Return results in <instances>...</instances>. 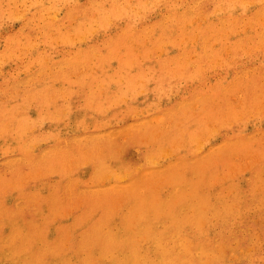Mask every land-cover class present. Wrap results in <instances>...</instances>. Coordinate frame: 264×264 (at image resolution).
<instances>
[{
	"label": "rangeland",
	"instance_id": "obj_1",
	"mask_svg": "<svg viewBox=\"0 0 264 264\" xmlns=\"http://www.w3.org/2000/svg\"><path fill=\"white\" fill-rule=\"evenodd\" d=\"M56 1L0 0V264H31L24 252L31 241L36 248L51 250L56 243L47 240L53 238L65 244L60 246L62 254L76 264L81 256L76 238L85 221L86 229L95 223L91 209L107 215L113 234L130 209L142 214L138 200L154 210L168 206L167 217L153 224L159 229L168 225V215L183 201L194 205L184 210L192 217L194 210L206 213L207 205L218 200V209L225 204L232 214L229 229L224 227L228 231L213 235L212 218L208 243L188 244L187 251L197 257L200 248L214 254L222 247L225 258L217 264H264V0H117L115 9L121 10L111 14L108 23L100 29V23L92 21L80 32L81 13L95 4L109 11L110 1ZM165 28L160 36L144 37L148 29ZM109 54L104 65L98 62L99 56ZM121 60L126 66L119 65ZM36 89L42 97L55 99L57 120L53 109L28 99ZM89 92L97 105L88 101ZM7 113L27 122L20 132H13ZM104 140H114L116 151L121 149L126 157L121 181L114 174L102 181L95 178L86 147ZM155 151L159 156L150 161ZM47 155L56 169L34 171L35 164L45 166ZM126 224L135 230L134 222ZM57 229L63 232L60 239ZM21 230H28L30 237ZM11 235L24 252L14 263L8 248ZM147 246L153 263L155 250Z\"/></svg>",
	"mask_w": 264,
	"mask_h": 264
},
{
	"label": "bare ground",
	"instance_id": "obj_2",
	"mask_svg": "<svg viewBox=\"0 0 264 264\" xmlns=\"http://www.w3.org/2000/svg\"><path fill=\"white\" fill-rule=\"evenodd\" d=\"M57 1H60V0H57ZM56 1V2H57ZM110 1V5H111V9L109 11H104L102 8H103V5H101V7L97 4L94 5V7L91 9V10H87L83 13H81V19L79 20V23L77 25V31L80 32L82 31L81 29L86 25H89L92 21L94 22H99V26L100 25H104L106 23H108V19L110 18L109 16L111 14H116V13H119V11L121 10L120 9H115V6L117 5V0H109ZM260 1V0H259ZM258 1V2H259ZM73 2H76L75 0ZM156 2V1H155ZM160 2V1H159ZM232 2V1H231ZM236 2V1H235ZM242 2V1H241ZM66 3V2H65ZM63 3V5L65 4ZM123 3V2H122ZM229 3V2H228ZM240 4V2H238ZM73 4V3H72ZM146 4V3H145ZM232 4V3H231ZM243 4V2H242ZM56 5V3H55ZM69 5V3H68ZM71 5V4H70ZM238 5V4H237ZM120 6V5H119ZM134 6V5H133ZM222 6V5H221ZM181 7V6H180ZM55 8V7H54ZM134 8V7H133ZM220 8V7H219ZM237 8V7H236ZM136 9V8H135ZM245 9V7H244ZM145 10V9H144ZM154 10V9H153ZM235 10V9H234ZM233 10V11H234ZM241 10V9H240ZM42 11V10H41ZM44 11V10H43ZM123 11V10H122ZM126 11V10H125ZM124 11V12H125ZM16 12V11H15ZM14 12V13H15ZM127 12V11H126ZM133 12V11H132ZM131 12V13H132ZM135 12V10H134ZM144 12V11H143ZM227 12V11H226ZM232 12V11H231ZM24 13V12H23ZM55 13V12H54ZM229 13V11H228ZM137 14H138V11H137ZM94 15V16H93ZM126 14L124 13V16ZM113 16V15H112ZM111 16V17H112ZM121 16V15H120ZM128 16V15H127ZM150 16V15H149ZM240 16V15H239ZM126 17V16H125ZM113 18V17H112ZM115 18V16H114ZM127 18V17H126ZM140 18V16H139ZM111 19V18H110ZM145 20V18H143ZM147 19V18H146ZM140 20V19H139ZM124 21V20H123ZM149 21V20H148ZM169 18H168V21H165V22H169ZM180 22V21H179ZM131 23V22H130ZM192 23V22H191ZM186 25V24H185ZM95 27V26H94ZM108 27V26H107ZM101 29V26L99 27ZM167 28L165 29H158V30H154V31H151V30H147L146 33H144V37L148 36L150 33H152L153 35L155 33H157V36H160L162 35L163 33L167 32L166 31ZM87 32V31H86ZM52 33V32H51ZM105 33V32H104ZM54 34V33H53ZM57 34V33H56ZM81 35V34H80ZM167 35H164V37H166ZM208 37V36H207ZM125 39V38H124ZM69 41V40H68ZM214 41V40H213ZM126 42V41H125ZM31 44V43H30ZM161 45V44H160ZM126 46V45H125ZM153 46H157V43H154ZM20 47V46H19ZM129 47V46H128ZM162 47V46H161ZM186 47V46H185ZM251 48V47H250ZM204 49V48H203ZM259 50V49H258ZM113 49H111L109 52H111V54L113 53ZM241 52V51H240ZM248 54V53H247ZM254 54V53H252ZM82 56V55H81ZM80 58V57H79ZM110 54L109 55H104V57L102 56H99L98 57V62L101 63V64H105L106 62H108L110 60ZM122 60L120 61L119 65H123V66H126L125 63H121ZM127 62V61H126ZM2 65V64H1ZM263 66V65H262ZM64 68V67H63ZM92 68V67H91ZM129 68V67H128ZM89 69V68H88ZM87 70V69H85ZM81 72V71H79ZM128 72V71H127ZM139 72V71H138ZM67 73V72H66ZM65 73V74H66ZM133 74V73H132ZM136 76V75H135ZM130 77H134L130 75ZM139 77V76H138ZM146 77V76H145ZM107 78V77H106ZM42 80V79H41ZM61 80V79H60ZM129 80V79H128ZM133 80V79H132ZM261 82V81H260ZM31 83V82H30ZM100 83V82H99ZM130 83V81H129ZM102 84V83H101ZM105 84V83H104ZM128 84V82H127ZM32 85V84H31ZM130 86V85H128ZM263 86V85H262ZM126 88V87H125ZM31 92V91H30ZM63 92V91H62ZM95 92V91H94ZM116 92V91H115ZM114 92V94H115ZM119 93V91H118ZM252 93V92H251ZM27 94V93H26ZM123 94V93H121ZM88 101L91 103V104H94V105H97V101H95V98H94V95L92 92H89L88 94ZM120 97V96H119ZM122 97V96H121ZM239 97V96H238ZM27 98V97H26ZM55 98V97H54ZM232 98V97H231ZM253 98V97H252ZM251 98V99H252ZM32 102L36 103L37 106H41V108L43 106L47 107L48 110H51L53 109V118L54 119H58V115L56 114V110L55 109V99H53V97L49 98H44L42 97L41 95V92L36 89V91L32 92L30 95H29V98ZM125 99V98H123ZM87 100V99H86ZM121 100V99H120ZM122 101V100H121ZM249 101V100H248ZM119 102V101H117ZM250 102V101H249ZM26 103V102H25ZM251 103H252V100H251ZM253 104V103H252ZM89 105V104H88ZM10 106V105H9ZM91 106V105H90ZM247 106V105H246ZM18 107V106H17ZM16 107V108H17ZM228 106H226L227 108ZM249 107V106H248ZM46 108V109H47ZM95 108V107H94ZM225 108V107H224ZM100 109V107H99ZM251 109V107H250ZM38 110H43V109H38ZM47 110V113L50 114L52 113V111H48ZM59 110V108H58ZM88 110V109H87ZM101 110V109H100ZM99 110V111H100ZM228 110V109H227ZM234 108H233V111L232 113L234 112ZM246 110H247V107H246ZM256 110V109H255ZM254 112H257L255 111ZM8 111V110H7ZM98 111V112H99ZM93 112L96 113L95 110H93ZM97 112V113H98ZM101 112V111H100ZM100 112L98 115H100ZM228 112V111H227ZM237 112V111H236ZM247 112V111H246ZM65 113V112H64ZM224 113V112H222ZM230 113V115L232 114ZM8 114V113H7ZM185 114V113H184ZM236 114V113H235ZM233 114V116L235 115ZM9 115V114H8ZM37 115V114H36ZM102 115V114H101ZM240 115V114H239ZM250 115V114H249ZM248 115V116H249ZM208 117V116H206ZM9 118L12 122V130L13 132L16 131V132H20L23 128L24 125L27 124V122L25 121H22V120H17V119H13L12 118V115H9ZM36 118V117H35ZM42 118V117H41ZM159 118V117H158ZM157 118V119H158ZM201 118V117H200ZM214 118V117H213ZM212 118V119H213ZM246 118V117H245ZM5 119V118H4ZM30 119V118H29ZM34 119V118H33ZM239 120V118H237ZM161 120V119H160ZM159 120V121H160ZM225 120V119H223ZM36 121V120H35ZM214 121V120H213ZM212 122V121H211ZM233 123L234 122V119L232 120ZM1 123V122H0ZM35 123V122H33ZM37 123V121H36ZM158 123V122H157ZM215 123V121L213 122ZM229 123V122H228ZM216 124V123H215ZM222 124V123H221ZM230 124V123H229ZM203 125V124H202ZM226 125V124H225ZM224 125V126H225ZM231 125V124H230ZM166 126V125H164ZM200 126V125H199ZM198 126V127H199ZM220 126V125H218ZM222 126V125H221ZM227 126V125H226ZM234 126V124H233ZM6 127V126H5ZM25 127V126H24ZM223 127V126H222ZM232 126H230L231 128ZM236 127V126H235ZM203 128H204V125H203ZM207 128V127H206ZM220 128V127H219ZM233 128V127H232ZM231 128V129H232ZM32 130V129H31ZM199 130V129H198ZM201 130L202 127H201ZM3 131V130H2ZM33 131V130H32ZM233 131V129H232ZM168 131H163L162 132V135H164L163 137V140H162V147L163 148H166V144H165V141H167V137H168V134L166 133ZM235 132V131H234ZM198 133H200V130L198 131ZM233 134V133H232ZM241 133H238L236 134L239 135ZM9 135V134H7ZM131 136V134H129ZM242 135V134H241ZM229 136V135H228ZM235 136V135H234ZM39 137V136H38ZM33 138V136L31 137ZM187 138V137H186ZM228 139V137H226ZM232 138V137H231ZM246 138V137H245ZM12 139V138H11ZM103 139V138H102ZM124 140V139H123ZM37 141V140H36ZM235 141V140H234ZM35 142V141H34ZM90 142V141H89ZM97 142V141H96ZM242 142V141H241ZM199 143V142H198ZM204 143V142H202ZM34 145V143H33ZM84 145V144H83ZM89 145V144H88ZM16 146H18L16 144ZM202 146V145H201ZM21 147V146H20ZM29 147V146H28ZM196 147V146H195ZM87 148V151H90L88 153V161L89 163L93 166L94 168V175H95V178L98 180V181H102L104 180V178L106 177H110V175L114 174L115 176L119 177L120 181H121V177L126 174V170H127V163H126V157L125 155H122L123 154V151L120 149V151H116V149L114 148V140H112L111 142L109 141H99L97 143H94L92 144V146L90 147H86ZM172 148V147H171ZM200 148V147H199ZM202 148V147H201ZM20 149V152L21 153V148ZM18 149V150H19ZM28 150V148H27ZM25 151V150H24ZM199 151V150H198ZM12 152V151H11ZM258 153V151H256ZM10 153V152H9ZM158 151H155V152H151L149 154V160L152 161V160H155L157 159L159 156L158 154ZM160 153V151H159ZM191 154V153H190ZM255 154V153H254ZM263 154V153H262ZM85 155V154H84ZM51 156V155H50ZM47 155V159H45V163H44V167H42L41 165H33V170L34 171H38V170H50L51 171L53 169H56L55 167H51V164L52 162L50 161V158L53 156V157H57L56 153L52 154V156L50 157ZM148 156V155H147ZM162 156V155H161ZM203 156V155H202ZM263 156V155H262ZM220 157V155L218 156ZM59 158V157H58ZM71 158V157H70ZM263 158V157H262ZM261 158V160H262ZM259 159V158H258ZM257 159V160H258ZM160 160V158H159ZM164 160V159H163ZM55 162H57V160H54ZM79 161V160H78ZM147 162V161H146ZM145 162V163H146ZM224 162V161H223ZM263 162V161H261ZM261 162L259 164H261ZM155 163V162H153ZM264 163V162H263ZM38 164V162H37ZM140 164V163H139ZM81 165V163H80ZM82 165H84L82 163ZM81 165V166H82ZM258 165V164H257ZM264 165V164H263ZM130 166V165H129ZM220 166V165H219ZM237 166V165H236ZM71 167V166H70ZM224 167V165H223ZM233 167V166H232ZM136 168V167H135ZM221 168V167H220ZM139 169V168H138ZM162 169V168H160ZM222 169V168H221ZM229 169V168H228ZM235 169V168H234ZM131 170V169H130ZM159 170V169H158ZM134 171V170H133ZM151 171V170H150ZM220 171V170H219ZM228 172V171H227ZM240 172V171H239ZM128 173V172H127ZM186 173V172H185ZM231 173V172H230ZM65 174V173H64ZM166 174V173H165ZM187 174V173H186ZM190 174V173H189ZM218 174V173H217ZM225 174V173H224ZM237 174V172H236ZM29 175V174H28ZM183 175V174H182ZM209 175V174H208ZM221 175V174H220ZM226 175V174H225ZM239 175V174H238ZM38 176V174H37ZM46 176V175H45ZM126 176V175H125ZM217 176V175H216ZM22 177V175H21ZM115 177V178H117ZM222 177H224L222 175ZM156 178V177H155ZM163 178V177H162ZM161 178V179H162ZM252 179L254 177H251ZM29 179V178H28ZM157 179V178H156ZM160 179V178H159ZM230 180L232 178H229ZM251 180V179H250ZM192 183V182H191ZM232 183V182H230ZM253 183V182H252ZM210 184V183H208ZM215 184V183H214ZM228 184V183H227ZM253 185V184H252ZM15 187V185H14ZM245 187V185H244ZM225 188V187H224ZM223 188V189H224ZM253 188V187H252ZM251 188V189H252ZM15 189H17L15 187ZM210 189V188H209ZM222 189V188H221ZM225 189H228V188H225ZM251 189L249 191H251ZM13 190V189H12ZM223 191V190H222ZM204 192V191H203ZM224 192V191H223ZM222 192V193H223ZM258 192V191H257ZM29 193V192H28ZM129 193V192H127ZM244 193V192H243ZM247 193V192H246ZM18 194V193H17ZM216 194V193H215ZM235 194V193H234ZM250 194V193H249ZM31 195V194H30ZM117 195V194H116ZM193 197H197L198 196V190H195L194 193L192 194ZM224 195V194H223ZM264 195V193H263ZM62 196V195H61ZM97 196V195H96ZM129 196V195H128ZM261 196V195H260ZM220 197V196H219ZM258 197V195H257ZM193 198V201H195ZM238 198V196L236 197V199ZM264 198V196H263ZM234 199V198H233ZM124 200V199H123ZM215 200V199H214ZM28 201V200H27ZM261 201H264L261 199ZM122 202V201H121ZM184 202V201H183ZM181 203V204H178V211L175 212V213H170L168 215V225L164 226L162 229H159V228H154V222L156 220H160L162 217L163 219L167 217V215L165 214L166 212H168L169 208L168 206L165 207L164 209L162 208H159V209H155L154 210V207H146L148 206L146 204L145 201H142V200H138L137 201V206H142V209L140 212H142L141 215L139 216H136L135 212L132 211V209H130L128 211V213L126 214V216L122 215L121 218L119 219V227H120V231L118 232H115V233H110V231H108L109 229V226L107 224V218L105 216V213H103L105 216L101 215L100 216V211H98V209H91V217L94 218V221L95 223L90 226L88 229H86L88 226H89V222L85 221L84 222V226H85V229H82V234L81 236H78L76 239H79L74 243L72 241V244L74 243L76 249H78V252L77 254H80L81 256L79 257L78 256V260L76 262V264H112L111 261L113 262V264H217L219 263L220 261H224L223 258H225V253L223 251V248L221 247V249H219L220 251H217L216 250L214 251V254H208V248L209 247H206L208 250L206 249H202L200 248L199 251H197V254H199L197 257L191 255V253L189 251H187V245L188 244H192L193 246H201L200 244H202L201 242H205V243H208V240H206L205 238L207 237L206 235H209V230L210 229H207L211 226V219L214 218L216 220V226L213 227L211 230L213 232V235H216L219 236L221 231L224 229V227H227L226 224H229L231 223V211L228 209L227 205L225 204H222L223 205V208L222 209H218L217 207V204H218V200H216L214 203H210L209 205H207L206 209H208V211L206 213H203L199 210H194V213H193V216L192 217H186L184 215V210L186 209V207H190L192 206L191 203H189L187 205V203ZM230 202V201H229ZM259 202V201H258ZM257 202V203H258ZM260 203V202H259ZM187 205V206H186ZM197 205V204H196ZM258 205V204H257ZM92 207V204L90 205ZM88 206V207H90ZM235 205H233V208H234ZM256 206V205H255ZM87 207V209H88ZM146 207V208H145ZM197 207V206H196ZM221 207V206H220ZM246 207V206H245ZM260 207L262 208V206L260 205ZM32 208V207H31ZM101 208V207H99ZM191 208H195L194 205L191 207ZM260 208V209H261ZM34 209H37V208H34ZM90 209V208H89ZM102 209V208H101ZM100 209V210H101ZM108 209V208H107ZM259 209V208H258ZM103 210V209H102ZM101 210V211H102ZM237 210V209H236ZM254 210H257L256 207ZM252 210V211H254ZM90 211V210H89ZM108 211V210H107ZM106 211V212H107ZM245 211V210H244ZM248 211V210H247ZM34 212V211H33ZM110 212V211H109ZM242 214V210L240 212ZM36 214V213H35ZM57 214V213H56ZM250 214V213H249ZM25 215V214H24ZM40 215V214H38ZM65 215V214H64ZM117 215V214H116ZM115 215V216H116ZM247 215V214H246ZM27 216V215H26ZM26 216H25V220H26ZM33 216V215H32ZM114 216V217H115ZM53 217V216H52ZM113 216H111L110 218H112ZM181 217V218H180ZM245 217V216H244ZM249 217V216H248ZM251 217V216H250ZM261 217V216H259ZM258 217V218H259ZM23 218V217H22ZM36 218V217H35ZM40 218V217H39ZM236 218V217H235ZM238 218V217H237ZM236 218V219H237ZM257 218V219H258ZM21 220V219H20ZM55 220V219H54ZM23 221V219L21 220ZM32 221V220H31ZM30 221V222H31ZM41 221V220H39ZM163 221V220H162ZM246 221H248L246 219ZM260 221V219H259ZM8 222V221H7ZM15 223L18 221H14ZM43 222H46V221H43ZM41 222V223H43ZM126 222H134L135 225H136V228L135 230L133 229H130ZM176 222H180L182 224L180 225H176ZM234 221H232L233 223ZM235 222H238V221H235ZM240 222V221H239ZM249 222V221H248ZM257 222V221H256ZM9 223V222H8ZM7 223V224H8ZM24 223V222H23ZM29 223V222H28ZM33 223V222H31ZM40 223V222H39ZM39 223H36L37 226H39ZM40 223V224H41ZM93 223V222H92ZM246 223V222H245ZM244 223V224H245ZM117 224V223H116ZM167 224V223H166ZM10 225V224H8ZM17 225V224H15ZM30 225V224H28ZM35 225V223H34ZM35 225V227H36ZM241 225V223H240ZM238 225V226H240ZM255 225V224H254ZM254 225L253 226V229L254 228ZM230 226V225H229ZM233 226V224H232ZM237 226V227H238ZM10 227V226H9ZM45 227V226H44ZM234 227V226H233ZM236 227V226H235ZM40 229L42 227H39ZM117 228V227H116ZM228 228V227H227ZM242 228V227H241ZM13 229V228H12ZM24 229V228H22ZM32 229V228H31ZM53 229V228H52ZM74 229V228H73ZM229 229V228H228ZM237 229V228H236ZM252 229V227H251ZM11 230V229H9ZM47 230V229H46ZM62 230V229H61ZM60 229H57V236L60 237L62 236L63 232H60L61 231ZM77 230V229H76ZM86 230H89L90 232L89 233H86ZM112 230V229H111ZM119 230V229H118ZM226 231V229H224ZM232 230V228L230 229ZM258 230V229H257ZM256 230V231H257ZM23 231V230H21ZM21 231H17V233H20ZM28 231V230H27ZM27 231H25L27 233ZM56 231V230H55ZM228 231V230H227ZM226 231V232H227ZM12 232V231H11ZM24 231L21 232L22 235L23 233H25ZM33 232V231H31ZM30 232V233H31ZM43 232V230L41 231ZM56 232V233H57ZM69 232V231H67ZM231 232V231H230ZM236 232V231H235ZM234 232V233H235ZM254 232V231H252ZM251 232V233H252ZM15 233V232H14ZM29 233V231H28ZM28 233H27V236H28ZM40 233V231H39ZM225 234V232H224ZM236 234V233H235ZM245 234V233H244ZM250 234V233H249ZM256 234V233H255ZM254 234V236H255ZM258 234V233H257ZM261 235H263L261 232L259 233ZM15 235V234H14ZM31 235V234H29ZM234 235V234H233ZM65 236V235H64ZM237 236V235H236ZM243 236V235H242ZM251 236V235H249ZM248 236V238H250ZM259 236V235H258ZM8 237V236H5V238ZM30 237V236H28ZM41 237V236H40ZM247 237V236H246ZM245 237V238H246ZM262 237V236H261ZM8 238H11L10 240H12L11 242L9 241V254L11 255V262H16L17 259H19L20 256H23L24 255V252L27 253V260L28 259V256L30 258V260L34 263V264H57V262H59V264H70L68 262V260L64 257V255L62 254L61 252V249H60V246L64 245L65 244H60L58 243L59 240L57 241V239L53 238L50 239V240H47V242L49 244H52V241H54L56 244L51 246V250L50 249H45V247L41 246L40 248H36L35 247V244H34V240L31 241L30 243V246L26 248V250L21 251L19 250V246H18V238L16 236H13L11 235L10 237ZM27 237H24V239H26ZM64 238V237H63ZM209 238V237H208ZM244 238V237H243ZM244 238V240H245ZM253 238V237H252ZM44 239V238H43ZM41 239V241L43 240ZM66 239V237H65ZM238 239V237H237ZM247 239V238H246ZM254 239V238H253ZM22 240V239H21ZM28 240V239H27ZM218 239H216L217 241ZM235 240H236V237H235ZM252 240V239H251ZM25 241V240H24ZM69 241V240H67ZM212 241V240H211ZM210 241V242H211ZM233 241V240H232ZM243 241V240H242ZM241 241V242H242ZM246 241V240H245ZM255 241V240H253ZM6 242V241H4ZM23 242V241H22ZM37 242L39 241H36V245H37ZM223 242H226L224 239H223ZM240 242V240H239ZM220 243V241H219ZM227 243V242H226ZM231 243V242H230ZM230 243H228L230 245ZM260 243V242H259ZM4 244H7V243H4ZM40 244V243H38ZM147 244H149V246H152V248H154V252H153V258H154V262L153 263H150V258H149V247L147 246ZM221 244V243H220ZM227 244V245H228ZM232 244V243H231ZM241 244V243H239ZM238 244V245H239ZM262 244V243H261ZM26 245V244H25ZM48 245V244H46ZM69 245V244H68ZM73 245V247H74ZM219 245V244H218ZM235 245V243H234ZM247 245H249L247 243ZM253 245V244H252ZM258 245V244H257ZM21 246L23 247V245L21 244ZM38 246V245H37ZM232 245H230L231 247ZM220 247V246H219ZM250 247V246H249ZM253 246H251L250 248H252ZM214 248V247H213ZM218 248V247H217ZM231 249H233V246L231 247ZM235 249V247H234ZM247 249V248H246ZM245 249V250H246ZM153 250V249H152ZM211 250V248H210ZM236 250V249H235ZM248 250V249H247ZM246 250V252H247ZM260 249H258L259 251ZM233 251V250H232ZM237 251V250H236ZM243 251V250H242ZM250 251V250H249ZM71 252H73L71 250ZM227 252V251H226ZM231 252V250H230ZM258 253V252H257ZM2 255V252L0 253ZM4 254V253H3ZM85 256H84V255ZM241 254V253H240ZM245 254V253H243ZM256 254V253H255ZM254 254V255H255ZM0 255V256H1ZM8 255V253L6 254ZM74 255V254H72ZM152 255V254H151ZM242 255V254H241ZM252 256V255H251ZM263 256H264V253H263ZM25 257V256H24ZM71 257V256H70ZM229 257V256H228ZM227 257V258H228ZM233 257V256H232ZM248 257V256H247ZM1 258V257H0ZM23 258V257H22ZM234 258V257H233ZM231 258V259H233ZM240 258V257H239ZM237 256H236V259H239ZM242 258V257H241ZM240 258V259H241ZM47 259L48 262H44V260ZM149 259V261H148ZM261 259V258H260ZM20 260V259H19ZM26 260V262H27ZM29 260V261H30ZM111 260V261H110ZM255 260V259H254ZM5 261V260H4ZM3 261V264L5 263ZM9 261V262H10ZM18 261V260H17ZM230 261V258L228 259V262ZM234 261V260H233ZM238 261V260H237ZM8 262V261H6ZM25 262V263H26ZM32 262H30L32 264ZM240 262V261H239ZM1 263V262H0ZM19 263V262H18ZM23 263V262H22ZM20 263V264H22ZM28 263V262H27ZM230 263V262H229ZM229 263H226V264H229ZM233 263V262H232ZM248 263V262H247ZM11 264V263H10ZM16 264V263H15ZM221 264V263H220ZM224 264V263H222Z\"/></svg>",
	"mask_w": 264,
	"mask_h": 264
}]
</instances>
